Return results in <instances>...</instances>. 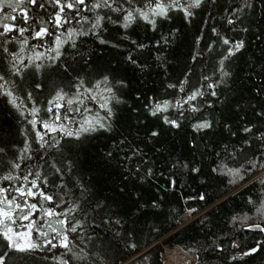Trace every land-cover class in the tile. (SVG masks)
I'll use <instances>...</instances> for the list:
<instances>
[{
	"label": "snow or ice",
	"instance_id": "6c2138e0",
	"mask_svg": "<svg viewBox=\"0 0 264 264\" xmlns=\"http://www.w3.org/2000/svg\"><path fill=\"white\" fill-rule=\"evenodd\" d=\"M211 9L222 13L221 26L213 24L212 38L207 41L203 32L196 36L195 51L190 48L189 59L193 66L200 67L197 70L186 64L175 81L169 79L172 62L168 50L177 40L179 28L169 30L153 44L138 42L129 35L121 37L139 53L134 57L129 50L124 56L134 71L151 75L153 65L149 60H153L168 81L163 95L149 96L143 105L148 116L162 122L160 128L148 129L139 143L129 140L118 130V106L127 104L123 96L130 82L119 75L116 66L93 68V55L83 50L88 40L95 38L101 45L119 49V41L112 43L104 38L107 25L127 33L143 22L157 32L162 23L176 16L192 24L200 12L207 11L215 20ZM224 25L239 38L227 35ZM254 26L256 39H264V0H226L223 6L220 0H0V99L15 115L22 137L21 141L0 137V264L13 260L16 264H110V242L105 246L108 236L135 249L132 234L113 207H118V201L101 197L96 189L102 173L85 180L79 174V161L65 155V149L72 153L75 144L82 145L98 133L108 134L112 144L105 146L108 150L96 167L107 170L115 164L113 171L122 170L119 174L128 181L155 175V162L147 158L140 145L151 144L163 155L156 145L162 143L164 126L180 130L187 121L194 133L207 135L219 125L221 134L227 131L230 137L237 136L227 118L221 122L207 110L214 109L217 102L232 111L233 102L225 95L238 78L232 64L246 50L245 36ZM249 67V76L264 77V62L259 58L250 60ZM259 85L255 89L258 97L264 95V79ZM140 99L137 95L136 100ZM89 103L94 106L89 107ZM251 107L264 121V106ZM132 111L139 112L140 108ZM144 123L137 121L138 125ZM242 131L244 144L231 151L225 145L221 152L214 153L219 160L213 161L210 171L230 184L236 176L243 179L261 172L252 183L264 187V130L249 121ZM197 147L193 141L191 148ZM172 154L169 152V156ZM190 163L178 157L171 160L169 168L174 174L201 172L199 167L190 168ZM169 185L174 189L176 180L170 178ZM117 187L118 195L127 194V183ZM197 198L203 201L205 195L188 199ZM246 204L247 212L231 218L232 229L239 225L241 231L264 234V194L248 197ZM152 206L158 205L153 201ZM196 211L188 209V223L193 222L191 214ZM217 239L209 248L223 253V244ZM230 248L239 250L228 257L238 264L239 259L259 253L264 241L244 247L232 237ZM187 250L190 264H200V247Z\"/></svg>",
	"mask_w": 264,
	"mask_h": 264
},
{
	"label": "trees",
	"instance_id": "16d2710c",
	"mask_svg": "<svg viewBox=\"0 0 264 264\" xmlns=\"http://www.w3.org/2000/svg\"><path fill=\"white\" fill-rule=\"evenodd\" d=\"M220 4L225 5L226 0H220ZM211 11L216 17L215 20L209 17L207 11L200 12L192 24H185L179 16H176L172 21L162 23L157 32H152L150 27L143 22L133 25L127 33L123 29L118 30L113 25H107L108 31L104 33V38L112 43L119 41L121 44L119 49L101 45L95 38L88 40L83 50L93 55L96 61L93 68L108 69L116 66L119 68V75L130 82V87L124 90L123 96L127 104L118 106L120 117L118 130L124 133L129 140L139 143L145 138L148 129L160 128L162 122L148 116L143 110V105L147 102V97L163 95L164 83L168 81H165L163 70L155 67L153 60H149V64L153 65L151 75L142 74L139 70L134 71L133 66L124 61V56L129 50L134 57L139 53L128 41H122L121 37L129 35L131 39L138 42L153 44L160 39L161 35H167L169 30L179 28L181 31L177 34V40L168 50V59L172 62L168 67L169 79L175 81L186 64L199 69V64L194 66L191 64L189 50L191 48L195 51L194 41L200 32L204 33L205 41H207L212 38L210 28L213 24L218 28L221 26L222 13L220 10L211 9ZM227 28L228 26L224 25L223 31L227 35L239 38L238 33L228 32ZM257 35L258 32L254 26L253 31L245 36L246 50L242 55L238 54V58L232 64V71L237 74L238 78L232 86V90L225 93L233 102L232 111H228L224 104L217 102H214V109L207 110L211 116L221 122H225V118H227V122L233 125V130L237 131V136L230 137L227 131L221 134L219 125L207 135L194 133L187 121L180 130L164 126L162 143L156 145L157 148L162 149L163 155L156 152L151 144L147 147L143 144L140 145L147 154V158L155 162L153 164L155 175L147 179L130 178L128 181H123V177L119 174V171L122 170L113 171L116 168L115 164L108 167L107 170L96 167L103 152L108 150L105 146L112 144V139L108 134L98 133L82 145L75 144L72 153L65 149V155H72L79 161V174L85 180L90 176H99L102 173L101 183L96 185V189L101 197L118 201V207L116 205L113 207L121 213L119 218L137 244V247L132 249L108 236L105 246L107 247L110 242L111 247L108 253L110 264H165L162 256L165 254V247H179L185 250L190 261L191 253L189 254L188 247H200L201 250L198 253L200 264H237V262L228 259L233 253H239L238 249L230 248L232 237H235L236 242L244 247L253 246L258 240L264 241V234L241 231L239 225L232 229L231 225L233 216L248 211L246 204L248 197L255 198L257 195L264 194V187H261L258 182L252 183L261 177L262 174L256 178L261 172H255L243 179L236 176L234 182L230 184L227 179L217 178L216 174L210 171V168L214 166L213 161L219 160V157L214 153L221 152L225 145L231 151L244 144L245 134L242 131V126L245 123L251 121L256 128L264 130V121L256 117L255 111L251 107V105H257L259 109L264 106V95L258 97L255 94L256 87L260 86L259 81L264 77L249 76L250 60L255 61L259 58V61L264 62V51H262L264 39H256ZM203 46L202 42L201 47ZM259 66L257 63L258 70ZM171 91L169 90L170 94ZM137 95L141 97L139 101L136 100ZM88 106L93 107L94 105L89 103ZM133 108H140V111H132ZM237 108L240 109L239 112H237ZM138 120H143L145 123L138 125ZM18 127L15 115L5 105L3 99H0V137L5 140L21 141L22 137L18 135ZM138 128L141 129L139 135H137ZM193 141L198 145L196 149L191 148ZM253 150H255V145H253ZM169 152L173 154L169 156ZM178 157L190 160L189 167H199L201 172L184 170L174 174L169 168V164L171 160ZM253 177L255 179L248 182ZM170 178L176 180L174 189L169 185ZM123 183H127L128 188L126 189L127 194L121 196L117 194V186H123ZM241 185L244 186L228 196L233 189ZM200 194L205 195V200L188 199L189 197H198ZM153 201L157 203V207L152 206ZM215 203H217L215 206L192 220V223L187 222L185 215L189 208L197 209L195 213L191 214L195 217L199 212ZM217 237L219 239L216 242L222 243L225 249L223 253L209 248L211 241ZM157 241L159 242L154 248L138 258H134ZM144 256H147V259H142ZM9 264H16V261H10ZM238 264H264V248L251 257L239 259Z\"/></svg>",
	"mask_w": 264,
	"mask_h": 264
},
{
	"label": "rangeland",
	"instance_id": "374dc122",
	"mask_svg": "<svg viewBox=\"0 0 264 264\" xmlns=\"http://www.w3.org/2000/svg\"><path fill=\"white\" fill-rule=\"evenodd\" d=\"M261 174H262V173H260L259 175H257L256 178L259 177ZM254 179H255V177H253V178H252L251 180H249L248 182H251V181L254 180ZM245 184H247V183H245ZM245 184H244V185H245ZM244 185H241V186H239V187L233 189V190L229 193V195L234 194L235 192H237V191H238L241 187H243ZM215 205H216V203L213 204V205H211L210 207H208V208L202 210V211L199 212L195 217L191 216L192 220H194L195 218H197V217L203 215L205 212H207L210 208H212V207L215 206ZM185 217H186V220H187V222H188L189 213H187V214L185 215ZM158 242H159V241H157L156 243H153V244L150 245L148 248H146L144 251L140 252V253H139L137 256H135L134 258H138L139 256L145 254L148 250L154 248V246L157 245ZM171 249H173V247H172V248H171V247H165L164 251H165V253H166V252H168V251L171 250ZM179 249H180V248H179ZM184 251H185V250H184ZM184 251H182V252H183L185 258L187 259V257H186V253H185ZM162 256H163L164 263H165V264H168V258H167V256H166L165 254H163ZM172 263L174 264V261H173Z\"/></svg>",
	"mask_w": 264,
	"mask_h": 264
},
{
	"label": "bare ground",
	"instance_id": "6f19581e",
	"mask_svg": "<svg viewBox=\"0 0 264 264\" xmlns=\"http://www.w3.org/2000/svg\"><path fill=\"white\" fill-rule=\"evenodd\" d=\"M182 251L184 250H182L181 248L179 249V247H173V249L169 250L166 253L164 251L165 255L168 258V264H173L172 263L173 261H174V264H190V260L188 258L187 259L185 258ZM186 257H187V254H186Z\"/></svg>",
	"mask_w": 264,
	"mask_h": 264
},
{
	"label": "water",
	"instance_id": "95a60500",
	"mask_svg": "<svg viewBox=\"0 0 264 264\" xmlns=\"http://www.w3.org/2000/svg\"><path fill=\"white\" fill-rule=\"evenodd\" d=\"M228 196H230V195H228ZM228 196H227V197H228ZM227 197H225V198H227ZM225 198H224V199H225ZM224 199H222V200H224ZM222 200H221V201H222ZM221 201H219V202H221ZM219 202H218V203H219ZM216 204H217V203H216ZM186 223H187V222H186Z\"/></svg>",
	"mask_w": 264,
	"mask_h": 264
}]
</instances>
